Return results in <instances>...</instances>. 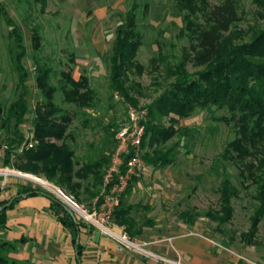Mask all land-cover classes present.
Returning a JSON list of instances; mask_svg holds the SVG:
<instances>
[{
	"label": "rangeland",
	"instance_id": "1",
	"mask_svg": "<svg viewBox=\"0 0 264 264\" xmlns=\"http://www.w3.org/2000/svg\"><path fill=\"white\" fill-rule=\"evenodd\" d=\"M1 1L16 24L17 31L22 35L26 47L23 63L28 72L26 84L29 92L26 98L31 112L26 115L20 126L22 132L26 136L30 135L31 121L36 115L33 110L43 99L36 83V67L38 65L49 67L52 69L50 83L57 88L54 100L66 114L72 115L68 132L72 133L69 144L79 162L76 168L87 159L96 157L101 148L110 156L104 167L103 182L99 186L98 195L89 198V193L81 188L79 190L81 195L76 198L66 191L90 213L106 200L107 186L104 183V176L115 150V148L112 150L114 145L111 144L113 137L109 135L114 127H110V124L126 123L130 107L137 111L146 110L147 121V107L153 106L155 119L158 120L157 100L170 89L175 80V77L168 73V69H173L181 61L185 63L188 71L199 70L188 61L190 42L185 35L186 11L180 10L175 0H137L140 4L136 14L142 34V45L136 59L143 64L144 70L141 73L135 70L128 72L123 82L128 96L137 103L134 105L126 102L118 91H112L110 88L111 47L116 28L125 21L133 0ZM220 1L207 0L209 5ZM235 1L241 19L234 30L238 32L240 41L246 42L253 31L264 27V20L260 18L262 12L260 0ZM144 2L148 3L146 9L142 6ZM195 22H202L200 14ZM11 29L12 27L0 16V103L3 105L15 99L21 91L17 84L18 73L15 70V55L19 49ZM61 72H70L75 79L80 75L88 77L96 93L93 107L78 109L64 101L60 88ZM224 113L213 106L209 109H197L190 116L181 118L178 126L192 128L195 130L194 133L188 139L181 140L171 165L161 169H152L146 165L129 200L148 206V209L140 211V215L152 219L153 225L145 229L153 232L157 238L160 237L159 240L162 239L161 232L165 228L170 232L192 229L206 238L223 236L229 243V249L226 251L233 255V264H264V216L249 242L241 238V234H248L251 230V218L259 203L253 198L255 186L248 185L247 180L243 181L239 169L223 157L226 145L234 137L231 125L215 119ZM160 122L165 127L169 124L166 116L160 117ZM3 137L4 131L0 129V150L2 149L4 157L7 144L2 141ZM180 139L179 136H173L165 144L169 146ZM3 157L0 158V170L8 167L3 164ZM35 176L47 180L43 176ZM9 177L14 179L15 191L18 184L25 183L35 184L47 191L37 181L0 172V180ZM225 178H228L238 190V195L231 197V216L221 224L220 217L224 215L221 186ZM0 191L6 192L3 199L11 198L15 193L9 192L5 185ZM75 214L80 218L77 213ZM80 219L90 228L97 229L114 241L119 249L145 260L151 259L158 264H167L140 254L137 249H127L125 242L115 235L100 230L88 220ZM187 220H190L191 224L187 223L189 222ZM105 225L119 234L124 232L123 227L115 224L111 217ZM164 237L158 244L162 246L169 244L172 239L170 234ZM133 240L137 244L144 243L139 237ZM224 244L221 243V246L224 247ZM144 248L152 251L146 245ZM152 252L173 260L181 259L179 256L173 258L162 252ZM181 261L188 264L182 259Z\"/></svg>",
	"mask_w": 264,
	"mask_h": 264
},
{
	"label": "trees",
	"instance_id": "2",
	"mask_svg": "<svg viewBox=\"0 0 264 264\" xmlns=\"http://www.w3.org/2000/svg\"><path fill=\"white\" fill-rule=\"evenodd\" d=\"M175 1L180 10L186 11L185 35L190 42L188 61L199 70L190 72L181 61L173 69H168V73L172 74L175 80L170 89L157 100L158 120L155 119L153 106L147 107L148 117L141 142L142 158L152 169L171 165L181 140L188 139L195 131L178 126L179 120L190 116L197 109H209L214 106L223 110L225 113L215 119L231 125L234 132L233 139L224 149L223 157L239 169L243 181L247 180L248 185L255 186L253 198L259 203L251 218V230L248 234H241L243 241L249 242L264 216V27L253 31L249 41L242 42L238 32L234 30L241 19L235 0H221L212 5H209L207 0ZM259 2L262 9L260 18L264 20V0ZM138 6L140 4L137 0H133L125 21L116 28L110 53V88L112 91H118L126 102L134 105L137 103L128 96L123 82L128 72L135 70L141 73L144 70L143 64L136 59L142 45V34L136 14ZM142 6L146 9L148 3L144 2ZM198 14L202 17V22H195ZM0 16L12 27V35L16 38L19 50L15 55V70L18 73L17 84L21 88L19 95L8 104L0 103V129H3L5 134L2 141L7 144L3 164L22 172L43 176L76 198L80 197L81 188L89 193V198H94L99 193L104 167L110 156L101 148L96 157L87 159L76 168L79 162L69 144L72 133L68 132L72 115L66 114L54 100L57 88L50 83L52 69L49 67H36V83L43 99L33 110L36 115L31 121L30 135L26 136L22 132L20 126L26 115L31 112L26 98L29 92L26 84L28 72L23 63L26 47L22 35L17 31L16 24L1 0ZM61 75L60 88L65 102L78 109L95 105L96 93L87 76L80 75L75 79L70 72H61ZM162 116L167 117V127L160 122ZM124 123L110 124V127H114L109 134L113 137L112 150L117 146L116 132ZM173 136H179L181 139L167 146L165 143ZM29 143L32 146H29ZM128 157V154L124 156V162ZM121 169H124V166ZM139 179L133 178L129 182L119 205L111 214L112 221L123 227V231L131 239L140 237L145 228L153 225L150 217L140 215V211L148 209V206L129 200ZM33 195L49 198L50 210L69 231L73 244L80 229L90 227L78 217L75 223L65 206L41 187L35 184H18L16 193L11 196L12 203L7 208L0 209V264H33L28 259H18L10 255L22 240L11 241L3 236L8 228L7 209L12 208L25 196ZM237 195L238 190L225 178L221 186L224 212L220 217L221 224L229 220L232 213L231 197ZM11 198L1 199L0 206ZM187 221L191 224L190 220ZM76 248L80 255V244H77Z\"/></svg>",
	"mask_w": 264,
	"mask_h": 264
},
{
	"label": "crops",
	"instance_id": "3",
	"mask_svg": "<svg viewBox=\"0 0 264 264\" xmlns=\"http://www.w3.org/2000/svg\"><path fill=\"white\" fill-rule=\"evenodd\" d=\"M3 185L9 192L15 191L13 178L0 180V190ZM4 194L5 191H0V200L5 198ZM50 207L47 196L33 195L25 196L7 209L8 228L3 235L7 240H22L10 254L12 257L28 259L34 264H158L119 249L114 241L90 227L81 228L73 244L71 234ZM167 231L166 228L162 229V239L169 234L172 239L164 246L158 244L162 241L160 237L158 239L146 229L139 238L152 251L173 258L179 256L188 264H233V255L226 251L229 243L223 236L206 238L192 229ZM221 243H225L224 247ZM77 244L81 249L78 256Z\"/></svg>",
	"mask_w": 264,
	"mask_h": 264
},
{
	"label": "built area",
	"instance_id": "4",
	"mask_svg": "<svg viewBox=\"0 0 264 264\" xmlns=\"http://www.w3.org/2000/svg\"><path fill=\"white\" fill-rule=\"evenodd\" d=\"M146 116V110L137 111L132 107L128 109L126 123H124L116 132L115 138L117 146L112 154L110 165L104 176V183L105 186H107L105 191L106 200L90 213L87 212L85 208L81 207L63 188L49 183L47 180L40 179L30 173H23L22 171L15 169L11 170L8 167L1 168L2 170H0V172L5 175H19L31 179L32 181H37V179L40 180L39 183H41L47 191L56 197L61 203L77 213V215L83 220H88L91 224L98 226L100 230L115 235L124 241L127 249H137L139 250V253L141 252L140 254L156 258L167 264H185L181 259L173 260L155 254L152 251H148L144 248L145 243L137 244L125 232L119 234L105 225V223L109 221L113 210L119 205L120 198L129 182L133 178H140L146 169L141 149V142L145 134ZM29 146H32V144L29 143ZM127 154L129 157L127 161L124 162L123 158ZM2 157L3 151L1 149L0 158ZM122 166H124V169H121Z\"/></svg>",
	"mask_w": 264,
	"mask_h": 264
},
{
	"label": "water",
	"instance_id": "5",
	"mask_svg": "<svg viewBox=\"0 0 264 264\" xmlns=\"http://www.w3.org/2000/svg\"><path fill=\"white\" fill-rule=\"evenodd\" d=\"M12 198L5 204H3L2 206H0V209H5L7 208L11 203H12ZM66 210L68 211V213L71 215V217L73 218V220L75 221V223H77V216L75 214V212L73 210H71L70 208L65 207ZM77 254V253H76ZM78 256V255H77Z\"/></svg>",
	"mask_w": 264,
	"mask_h": 264
},
{
	"label": "bare ground",
	"instance_id": "6",
	"mask_svg": "<svg viewBox=\"0 0 264 264\" xmlns=\"http://www.w3.org/2000/svg\"><path fill=\"white\" fill-rule=\"evenodd\" d=\"M36 179V178H35ZM38 182H40V180L37 179Z\"/></svg>",
	"mask_w": 264,
	"mask_h": 264
}]
</instances>
